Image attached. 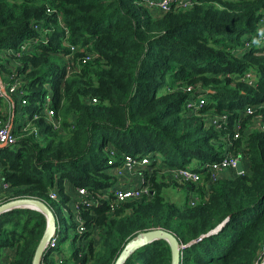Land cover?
Here are the masks:
<instances>
[{
	"label": "trees",
	"instance_id": "trees-1",
	"mask_svg": "<svg viewBox=\"0 0 264 264\" xmlns=\"http://www.w3.org/2000/svg\"><path fill=\"white\" fill-rule=\"evenodd\" d=\"M261 25L264 0H194L157 16L142 0H0V79L16 86L0 97V124L10 121L17 137L0 148V205L30 198L53 213L63 207L67 215H54L56 233L74 232L67 257L57 238L40 264H113L129 240L155 229L184 246L179 264L261 263L264 131L243 116L244 108L264 105ZM86 55L93 59L80 66ZM70 65L78 69L67 74ZM247 71L250 84L241 80ZM188 86L205 100L195 112L184 108L193 96ZM47 98L56 130L43 112ZM209 115H225L226 124L216 130ZM109 150L114 166L123 156L148 160L151 173L141 174L150 193L111 212L108 201L79 202L84 231L77 234L74 189L111 198ZM226 155L237 157L241 173L210 181L203 167ZM173 168L202 181L177 183L165 173ZM168 186L186 189L180 205L164 201ZM45 229L39 212L1 214L0 264L6 250L9 264H31ZM169 262L168 245L157 240L123 264Z\"/></svg>",
	"mask_w": 264,
	"mask_h": 264
},
{
	"label": "built area",
	"instance_id": "built-area-1",
	"mask_svg": "<svg viewBox=\"0 0 264 264\" xmlns=\"http://www.w3.org/2000/svg\"><path fill=\"white\" fill-rule=\"evenodd\" d=\"M144 7L152 14V16L161 15L169 11L170 7H178V8H187L193 5L194 0H142ZM260 44L264 43V32L260 33L258 37ZM250 45L249 42L243 43L240 49L244 50L248 48ZM72 53H76L77 50L73 47H69ZM93 59L91 55H86L80 59V66L88 62L89 60ZM78 69L70 65L67 68V74L71 72H76ZM253 79V73L251 71H247L243 74L242 79L246 81L248 84ZM15 85H7L0 79V97L8 96L7 93L11 94L15 91ZM187 93H193V96L190 97L189 100L186 101L184 108L189 112H195L201 109L205 105V100L201 91L188 86L185 88ZM22 104L24 105L25 102L23 101ZM264 108V105H260L258 108H251L246 107L243 111V116L250 117L251 122L256 124V128L260 131H264V116L259 115L257 112L258 110ZM43 112L47 119L50 120L51 126H53L54 130H56L59 126L57 121H54V110L50 106V98L45 100L43 105ZM39 116L36 114L33 117V120H37ZM207 120L211 126H213L216 130H220L223 128L224 124H226V116L225 115H209ZM25 131V128H23ZM240 131V124L239 122L235 123L232 139H236L239 137ZM35 133V131H33ZM17 137L13 133L12 123L10 121L6 122L5 124H0V145L3 144L5 146L12 147L16 144ZM108 158L106 160V165L110 167L109 172L110 174L115 177L116 183L109 189V193L111 194V198L108 199L102 195L100 197L97 193H91L86 191L83 188H75L73 192V200L71 202L72 209H73V218L76 224L75 231L77 234H81L84 231L82 226V222L78 217V203L80 202H89L93 205L100 204V201H108V208L109 211H113V209L128 200H138L142 197L148 196L150 191L147 185L144 184L142 178V172L151 173V170L148 165V160L146 158H132L131 156H123L120 160L119 166H114V153L112 150L107 152ZM239 162L237 157L232 155L224 156L220 161L205 165L203 168L208 175L210 181H213L217 178L218 175L222 171L230 170L235 171V165ZM242 171V170H241ZM168 174V177L177 183H185V184H200L201 177L200 174L197 172L190 170L188 168H173L170 170L165 171ZM127 182H130L128 185ZM49 198L51 200H56V195L52 191L49 194ZM57 242V235L54 234L52 238L46 245V251L54 249ZM10 252L4 253L2 264H9L10 263Z\"/></svg>",
	"mask_w": 264,
	"mask_h": 264
},
{
	"label": "water",
	"instance_id": "water-1",
	"mask_svg": "<svg viewBox=\"0 0 264 264\" xmlns=\"http://www.w3.org/2000/svg\"><path fill=\"white\" fill-rule=\"evenodd\" d=\"M3 147H5V145L1 144L0 148H3ZM234 170L236 174L241 173L242 168H241L240 162L236 163ZM14 209L33 210V211H36L42 214L46 219V229L34 252L32 263H31V264H40L41 257L46 252L47 243L52 238V236L56 234V224H55L54 213L48 208V206L44 202L40 200L23 198V199L11 200V201L1 204L0 205V215L7 213L11 210H14ZM220 227H217L215 230L208 233L207 235L216 233L220 229ZM157 240L165 241L166 244L168 245L169 254H170L169 264H179L181 249L184 248V246H180L173 235L161 229L149 230V231H145L140 234H137L135 238L129 240L123 246L122 250L118 254L113 264H123L124 261L127 259V257L130 254H132V252ZM261 264H264V259L261 262Z\"/></svg>",
	"mask_w": 264,
	"mask_h": 264
},
{
	"label": "rangeland",
	"instance_id": "rangeland-1",
	"mask_svg": "<svg viewBox=\"0 0 264 264\" xmlns=\"http://www.w3.org/2000/svg\"><path fill=\"white\" fill-rule=\"evenodd\" d=\"M260 29L264 31V25H261ZM242 165L244 166L245 163H242ZM162 176H165V175L163 174ZM162 196L164 198V201H166L167 203L174 204V205H180L183 202V200L185 199V197L187 196V191L183 187L168 186L162 190ZM67 213L68 212L63 207H59L57 210H54L55 216H65V215H67ZM72 213H73V211H72ZM56 235H57L58 240L63 239V241H60V248L62 249V252H64V257H67L70 253V248H71L70 242H71V239L74 235V232L72 230H68V231L64 232L63 229L60 228V230H57ZM6 252H8V251H6ZM261 256H264V247L262 248Z\"/></svg>",
	"mask_w": 264,
	"mask_h": 264
},
{
	"label": "crops",
	"instance_id": "crops-1",
	"mask_svg": "<svg viewBox=\"0 0 264 264\" xmlns=\"http://www.w3.org/2000/svg\"><path fill=\"white\" fill-rule=\"evenodd\" d=\"M233 172H235V171H233ZM233 172L230 171V170H225V171H222V172L220 173V175L228 176V175H232ZM235 174H236V173H235ZM127 183H128V185H130V182H127ZM6 251H8V250H6ZM6 251H4L5 254L8 253V252H6Z\"/></svg>",
	"mask_w": 264,
	"mask_h": 264
}]
</instances>
